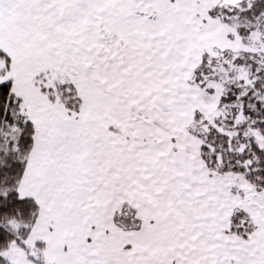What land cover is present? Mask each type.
<instances>
[{
    "label": "snow or ice",
    "instance_id": "obj_1",
    "mask_svg": "<svg viewBox=\"0 0 264 264\" xmlns=\"http://www.w3.org/2000/svg\"><path fill=\"white\" fill-rule=\"evenodd\" d=\"M0 264H264V0H0Z\"/></svg>",
    "mask_w": 264,
    "mask_h": 264
}]
</instances>
